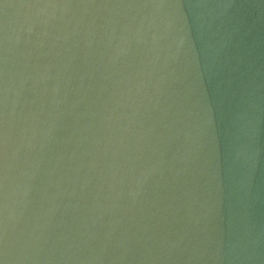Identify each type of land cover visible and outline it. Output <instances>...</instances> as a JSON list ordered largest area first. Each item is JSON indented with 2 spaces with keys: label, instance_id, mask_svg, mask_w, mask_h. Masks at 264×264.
Instances as JSON below:
<instances>
[{
  "label": "water",
  "instance_id": "95a60500",
  "mask_svg": "<svg viewBox=\"0 0 264 264\" xmlns=\"http://www.w3.org/2000/svg\"><path fill=\"white\" fill-rule=\"evenodd\" d=\"M219 5L247 61L197 72L195 21ZM247 82L257 157L241 196ZM215 239L218 264H264V0H0V260L211 264L186 256Z\"/></svg>",
  "mask_w": 264,
  "mask_h": 264
},
{
  "label": "clouds",
  "instance_id": "9594fccd",
  "mask_svg": "<svg viewBox=\"0 0 264 264\" xmlns=\"http://www.w3.org/2000/svg\"><path fill=\"white\" fill-rule=\"evenodd\" d=\"M173 7L179 8L180 5ZM227 5L208 7L213 10V15L206 18H199L195 21L193 43L198 48L200 59L196 61V71L202 68L208 73L214 66L231 63L232 69L239 72L247 61L248 43L244 38L241 24L225 18ZM169 23V27H170ZM185 42V36L181 35L177 48ZM257 105L251 85L247 82L241 93V105L232 120V139L230 149L232 153V168L234 169L233 187L244 196L249 190L252 170L257 157L256 137H257ZM210 119L208 123H210ZM216 151L215 147L212 149ZM218 178V172L215 174ZM214 247L204 244L203 241H196L190 249V254L186 256L188 261H205L211 264H218L224 259L221 242L217 239L213 241ZM172 248H178L179 244L173 242ZM248 244L244 237H239L231 242L230 249H235L241 253L247 252ZM7 254V252L5 251ZM173 257L165 256L164 259ZM251 259L252 256H245ZM4 264V261L0 262Z\"/></svg>",
  "mask_w": 264,
  "mask_h": 264
},
{
  "label": "snow or ice",
  "instance_id": "6c2138e0",
  "mask_svg": "<svg viewBox=\"0 0 264 264\" xmlns=\"http://www.w3.org/2000/svg\"><path fill=\"white\" fill-rule=\"evenodd\" d=\"M0 262H2V260H0Z\"/></svg>",
  "mask_w": 264,
  "mask_h": 264
}]
</instances>
